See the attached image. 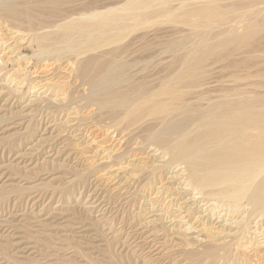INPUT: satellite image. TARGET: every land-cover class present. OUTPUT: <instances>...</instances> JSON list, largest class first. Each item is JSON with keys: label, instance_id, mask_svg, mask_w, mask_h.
<instances>
[{"label": "bare ground", "instance_id": "bare-ground-1", "mask_svg": "<svg viewBox=\"0 0 264 264\" xmlns=\"http://www.w3.org/2000/svg\"><path fill=\"white\" fill-rule=\"evenodd\" d=\"M82 1L80 6V0H0V19L9 21L13 36L30 35L43 61L113 45L75 61L76 77L88 85V106L109 128L124 133L129 145L137 141L139 150L153 146L166 156L152 168L150 185L178 167L174 177L196 203L193 210L184 205V216L195 210L208 215L207 221L213 215L230 220L215 230L202 222L209 241L182 250L183 261L227 264L248 248L263 259L258 253L264 244V0H127L102 9ZM153 12L168 16L181 35L164 42L163 56L128 55L136 41L121 44L123 34L143 26ZM176 201L181 215L183 204ZM246 258L240 264H250Z\"/></svg>", "mask_w": 264, "mask_h": 264}, {"label": "rangeland", "instance_id": "rangeland-1", "mask_svg": "<svg viewBox=\"0 0 264 264\" xmlns=\"http://www.w3.org/2000/svg\"><path fill=\"white\" fill-rule=\"evenodd\" d=\"M125 1L91 3L102 9ZM172 24L168 16L153 12L143 26L126 31L121 44L136 41L130 56H163L164 42L181 35ZM13 31L8 20L0 19V264H112L114 259L120 264H189L179 253L209 241L201 227L221 229L230 220H213V215L210 222L195 210L184 216V205L193 210L196 203L186 194L188 186L180 189L182 180L174 177L178 167L150 185L152 168L166 156L153 152V146L139 150L137 141L129 145L124 133L109 128L108 120L88 106V85L76 77V62L113 45L43 61L30 35L22 40ZM174 200L183 204L181 215ZM248 249L240 262L227 264L249 256L250 264H262L264 244L258 253L263 259Z\"/></svg>", "mask_w": 264, "mask_h": 264}]
</instances>
